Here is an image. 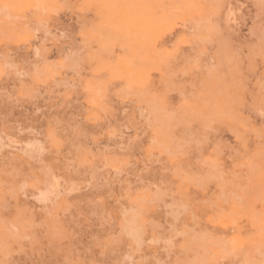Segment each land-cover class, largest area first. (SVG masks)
Masks as SVG:
<instances>
[{
    "label": "rangeland",
    "instance_id": "1",
    "mask_svg": "<svg viewBox=\"0 0 264 264\" xmlns=\"http://www.w3.org/2000/svg\"><path fill=\"white\" fill-rule=\"evenodd\" d=\"M43 1L0 0V264H264V0Z\"/></svg>",
    "mask_w": 264,
    "mask_h": 264
},
{
    "label": "bare ground",
    "instance_id": "2",
    "mask_svg": "<svg viewBox=\"0 0 264 264\" xmlns=\"http://www.w3.org/2000/svg\"><path fill=\"white\" fill-rule=\"evenodd\" d=\"M37 1H38V0H37ZM44 1H45V0H44ZM44 1H43V3H44ZM56 1H57V0H56ZM105 1H106V0H105ZM112 1H113V0H112ZM114 1H115V0H114ZM119 1H120V0H119ZM138 1H139V0H138ZM145 1H146V0H145ZM45 2H46V1H45ZM48 2H49V1H48ZM48 2H47V4H48ZM122 2H124V0H123ZM143 2H144V1H143ZM117 3H118V1H117ZM158 3H159V2H158ZM126 4H128V3L126 2ZM136 4H138V3H136ZM139 4H140V3H139ZM141 4H143L142 1H141ZM145 4H147V3H145ZM35 5H36V4H35ZM143 5H144V4H143ZM159 5H162V4H159ZM120 6H121V5H119V7H120ZM135 6H136V5H135ZM145 6H146V5H145ZM156 6H157V5H156ZM220 6H221V5H220ZM123 7H124V6H123ZM150 7H151V6H150ZM157 7H158V6H157ZM164 7H165V6H164ZM41 8H43V7H41ZM128 8H129V9H132V8H130V7H128ZM138 8H139V7H138ZM148 8H149V7H148ZM154 8H155V7H154ZM158 8L160 9V6H159ZM162 8H163V7H162ZM122 9H123V8H122ZM125 9H126V7H125ZM136 9H137V8H136ZM149 9H150V8H149ZM164 9H165V8H164ZM220 9H221V8H220ZM117 10H118V8H117ZM138 10H139V9H138ZM138 10H137V11H138ZM106 11H107V10H106ZM108 11H109V10H108ZM118 11L120 12V10H118ZM130 11H133V9L130 10ZM134 11H135V8H134ZM159 11H160V10H159ZM114 12H115V11H114ZM124 12H125V11H124ZM156 12H157V11H156ZM160 12H161V11H160ZM163 12H164V11H163ZM215 12H216V11H215ZM136 13H138V12H136ZM139 13H140L139 15H143V14H141L142 12H139ZM165 13H166V12H165ZM165 13H164V14H165ZM216 13H217V12H216ZM106 14H107V13H106ZM108 14H110V13H108ZM115 14L117 15L116 12H115ZM120 14H121V13H120ZM120 14H119V15H120ZM125 14H126V13H125ZM127 14H128V13H127ZM131 14H133V13L131 12ZM145 14H146V13H145ZM161 14H162V13H161ZM116 15H115V16H116ZM119 15H117V16H119ZM123 15H124V13H123ZM123 15H122V17H124ZM129 15H130V14H129ZM129 15H128V18H130ZM134 15H135L134 17H135V19H136V18H137L136 16H137L138 14H135V13H134ZM146 15L148 16V14H146ZM104 16H105V13H104ZM109 16H112V15L110 14ZM113 16H114V15H113ZM115 16H114V18L117 17V16H116V17H115ZM125 16H126V15H125ZM150 16H151V15H150ZM161 16H162V15H161ZM94 17H95V16H94ZM105 17H106V16H105ZM134 17H133V19H134ZM139 17H140V16H139ZM143 17H144V16H142V18H143ZM225 17H226V16H225ZM108 18H109V17H108ZM114 18H113V19H114ZM145 18H146V17H144L143 19L146 20V22H148V21H147V18H146V19H145ZM148 18H149V17H148ZM165 18H166V17H165ZM122 19H123V18H122ZM138 19H139V18H138ZM140 19H141V17H140ZM140 19H139V21H140ZM143 19H142V21H143ZM150 19H151V18H150ZM150 19H148V20H150ZM162 19H164V18H162ZM128 20H130V19H128ZM128 20H127V21H128ZM152 20H153V19H152ZM152 20H151V21H152ZM165 20H166V19H165ZM165 20H164V21H165ZM119 21H120V20H119ZM137 21H138V20H137ZM142 21H141V22H142ZM153 21H154V20H153ZM115 22H116V21H115ZM143 22H145V21H143ZM143 22H142V23H143ZM156 22H157V21H156ZM151 23H152V22H151ZM151 23H150V24H151ZM157 23H158V22H157ZM159 23H160V22H159ZM159 23H158V24H159ZM128 24H129V23H128ZM130 24L133 25L132 23H130ZM130 24H129V25H130ZM147 24H148V23H147ZM150 24H149V25H150ZM152 24H154V23H152ZM158 24H156V26H157ZM161 24L163 25L164 23H161ZM161 24H160V25H161ZM113 25H114V24H113ZM134 26H135V25H134ZM140 26H142V25H140ZM145 26H146V25H145ZM152 26H153V25H151L150 27H152ZM154 26H155V24H154ZM154 26H153V27H154ZM164 26H165V25H164ZM211 26H212V24H211ZM136 27H137V26H136ZM142 27L144 28V25H143ZM142 27H141V28H142ZM150 27L148 26V27H146V28H147V29H151ZM160 27H161V26H160ZM168 27H169V25H168ZM165 28H167V26H165ZM133 29H134V28H133ZM133 29H132V30H133ZM210 29H211V28H210ZM137 30H138V29H137ZM151 30H152V29H151ZM151 30H149L148 32H150ZM157 30L160 31V29H158V27H157ZM157 30H156V31H157ZM138 31H140V30H138ZM143 31H144V30H143ZM211 31H212V30H211ZM145 32H146V31H145ZM207 32H208V31H207ZM150 33H151V32H150ZM158 33L160 34V32H158ZM136 34H137V32H136ZM139 34H140V33H138V35H137L138 37L140 36ZM141 34H142V31H141ZM143 34H144V35H142L143 37H144L145 35L147 36V32H146V34L143 32ZM148 34H149V33H148ZM152 34H154V33L152 32ZM214 34H215V32H214ZM154 35H155V34H154ZM162 36H163V35H161V37H162ZM214 36H215V35H214ZM138 37H137V38H138ZM152 37H153V36H152ZM152 37H151V38H152ZM154 37H155V36H154ZM164 37H165V36H163V39H164ZM140 38H141V37H140ZM208 38H209V37H208ZM142 39H143V38H142ZM145 39H146V38H144V40H145ZM146 41H147V40H146ZM162 41H163V40H162ZM140 42H141V41H139V43H140ZM137 43H138V42H137ZM141 43H142V45H143V47H144L145 45L143 44V41H142ZM146 43H147V42H146ZM150 43H151V42H150ZM137 45H138V44H137ZM142 45H141V46H142ZM150 45H153V43H151ZM150 45H149V46H150ZM153 47H154V45H153ZM138 48H140V47L138 46ZM141 48H142V47H141ZM142 49H143V48H142ZM142 49H141V50H142ZM144 49L146 50V49H148V48H146V46H145ZM144 49H143V50H144ZM153 49H154V48H153ZM151 51L154 52L153 50H151ZM174 52H175V51H174ZM202 52H203V50H202ZM154 53H155V52H154ZM155 54H156V53H155ZM157 54H158V53H157ZM159 54H160V53H159ZM175 54H176V53H175ZM180 56H181V55H180ZM146 59H147V58H146ZM143 60H144V59H141V58H140V61H143ZM174 60H175V59H174ZM153 61H154V60H153ZM153 61H152V62H153ZM146 62H147V60H146ZM152 62H151V63H152ZM174 62H175V61H174ZM142 63H143V62H142ZM144 63H145V61H144ZM141 65H143V64H141ZM143 66H144V65H143ZM150 66H151V65H149L148 67H150ZM145 67H146V66H145ZM148 67H147V68H148ZM173 67H174V66H173ZM139 69H140V68H139ZM172 69H174V68H172ZM149 70H150V69H149ZM165 70H166V69H165ZM169 70H170V69H169ZM142 71H143V70H142ZM164 73L166 74V72H164ZM164 73H163V74H164ZM167 73H168V72H167ZM169 73H171V72H169ZM136 76H137V75H136ZM143 77H144V76H143ZM142 79H143V78H142ZM212 79H213V78H212ZM143 80H144V79H143ZM146 80H147V79H146ZM214 80H216V79H214ZM219 80H220V79H219ZM222 80H223V79H222ZM222 80H221V81H222ZM143 82H144V81H143ZM209 82H210V81H209ZM215 82H216V81H215ZM215 82H214V83H215ZM139 83H141V82H139ZM211 83H212V82H211ZM220 83H221V82H220ZM141 84H145V83H141ZM211 85H212V84H211ZM209 86H210V84L208 83V87H209ZM204 88H206V87H204ZM209 89H210V88H209ZM146 90H147V89H146ZM206 90H207V89H206ZM147 91H148V90H147ZM210 91H211V89H210ZM213 91H214V90H213ZM205 92H206V91H205ZM211 92H212V91H211ZM146 93H148V92H146ZM207 93H208V92H207ZM204 95H205V94H204ZM210 95H212V94H209V97H211ZM219 95H220V93H219ZM219 95H218V97H219ZM215 96H216V95H215ZM148 97H150V96L148 95ZM200 97H201V94H200ZM202 97H203V96H202ZM207 97H208V96H206L205 98H207ZM209 97H208V99H209ZM215 98H216V97H215ZM199 99H201L202 102L204 101V98H199ZM219 99H221V100H220L221 102L223 101V98H222L221 96H220ZM197 100H198V99H197ZM151 101H152V103H153V100H151ZM198 101H199V100H198ZM206 101L209 102L208 100H206ZM206 101H205V103H206ZM213 101H214V100H213ZM215 101L217 102V100H215ZM215 101H214V102H215ZM192 102H193V101H192ZM218 102H219V101H218ZM221 102H220V103H221ZM193 103H194V102H193ZM195 104H196V103H195ZM197 104H198V103H197ZM210 104H211V103H210ZM217 104H219V103H217ZM228 104H229V103H228ZM212 105H213V104H212ZM215 105H216V104H214L213 106H215ZM222 105H223V103L221 104V106H222ZM202 106H203V104H202ZM213 106H212V107H213ZM219 106H220V105H219ZM224 106H226V105H225V102H224ZM224 106H223V107H224ZM185 107H186V106H185ZM192 107L195 108L196 106L193 104ZM198 107H199V106H198ZM214 108H215V107H214ZM220 108H221V107H220ZM188 109H189V108H188ZM196 109H197V108H196ZM209 109H212L211 106H210ZM222 109H223V108H221V110H222ZM194 110H195V109H194ZM189 111H190V110H189ZM189 111H186V113H187V112L189 113ZM228 111H229V110H228ZM195 112H196V111H194L193 113H195ZM210 112H211V111H210ZM188 113H187V114H188ZM193 113H192V114H193ZM207 113H208V112H207ZM230 113H231V112H230ZM205 115H206V114H205ZM191 116H192V115H191ZM203 116H204V115H203ZM224 117H225V116H224ZM223 119H224V118H223ZM221 120H222V119H221ZM157 121H159V120H157ZM219 121H220V120H219ZM227 121H228V120H227ZM158 123H159V122H158ZM159 125H160V124H159ZM163 131H164V130H163ZM160 134H161V133H160ZM163 135H164V134H163ZM161 136H162V135H160V137H161ZM166 137H167V136H166ZM161 138H162V137H161ZM167 138H168V137H167ZM167 138H166V140H167ZM161 140H162V139H161ZM164 140H165V139H164ZM164 140H163V141H164ZM165 142H166V141H165ZM169 147H171V146H169ZM212 176H214V175H212ZM212 178H213V177H212ZM209 179H210V178H209ZM210 180H211V179H210ZM235 186H236V185H235ZM238 195H239V194H238ZM245 197H246V196H244V198H245ZM246 198H247V197H246ZM246 198H245V199H246ZM245 199H244V200H245ZM241 200H242V199H241ZM242 208H243V206H242ZM236 214H237V212H236ZM263 219H264V218H263ZM221 255H222V254H221ZM200 256H201V255H200ZM223 256H224V255H223ZM189 261H190V260H189ZM246 261H247V260H246ZM176 262H177V261H176ZM248 262H250V261H248ZM249 264H250V263H249Z\"/></svg>",
    "mask_w": 264,
    "mask_h": 264
}]
</instances>
